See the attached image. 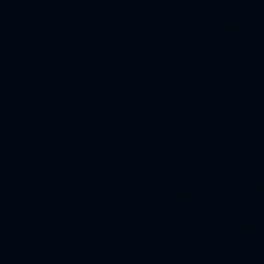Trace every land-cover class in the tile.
<instances>
[{
  "label": "water",
  "instance_id": "1",
  "mask_svg": "<svg viewBox=\"0 0 264 264\" xmlns=\"http://www.w3.org/2000/svg\"><path fill=\"white\" fill-rule=\"evenodd\" d=\"M0 264H264V0H0Z\"/></svg>",
  "mask_w": 264,
  "mask_h": 264
}]
</instances>
